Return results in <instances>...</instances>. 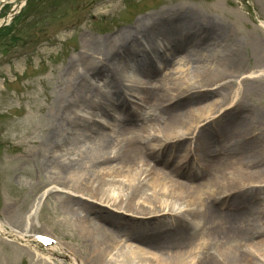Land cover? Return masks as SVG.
I'll use <instances>...</instances> for the list:
<instances>
[{
	"label": "bare ground",
	"instance_id": "6f19581e",
	"mask_svg": "<svg viewBox=\"0 0 264 264\" xmlns=\"http://www.w3.org/2000/svg\"><path fill=\"white\" fill-rule=\"evenodd\" d=\"M169 14L142 17L104 39L85 35L45 115L27 120L30 125L14 124L20 151L13 167L21 177L33 176L24 168L32 161L30 184L44 186L35 189L28 210L9 206L15 245L28 253L30 264H50L56 257L21 245L30 234L42 235L32 223L51 197L64 224L85 241L88 256L79 262L69 247L38 240L63 253L59 262L264 264V196H251L264 191V121L243 105L247 94L241 89L251 80L261 87L250 95L263 90L264 68L232 80L245 66L239 52L244 42L233 47L222 36L214 38L215 26L202 25L192 4ZM218 29L227 33L230 27L221 23ZM201 37L212 40L209 49L193 45ZM191 48L197 50L194 60L184 56ZM223 136L235 139L230 148L240 157L208 159L206 149ZM194 156L202 158L205 172L185 175L194 170ZM232 160L237 165L220 172ZM208 172L221 178L210 184ZM0 235H6L2 225Z\"/></svg>",
	"mask_w": 264,
	"mask_h": 264
},
{
	"label": "rangeland",
	"instance_id": "374dc122",
	"mask_svg": "<svg viewBox=\"0 0 264 264\" xmlns=\"http://www.w3.org/2000/svg\"><path fill=\"white\" fill-rule=\"evenodd\" d=\"M110 1L0 0V225L6 229L17 228L12 221L15 215L11 213L9 206L17 212L28 210L35 198V189L39 188L40 191L41 186L44 188L43 185L35 187L30 184L32 177H35V166L32 161L24 168L26 170L31 168L33 176L21 177L13 167V161L19 155L16 153L19 149L14 147L17 136L13 126L19 122L30 125L27 120L45 115L54 97L53 93L64 88V84L59 87L56 84L66 81L64 67L72 56L78 55L82 50L85 35L104 39L113 36L119 30L130 28L142 17L159 12L166 13L165 17L169 16L170 19L172 16L169 14L170 9L192 4L204 18L202 25L212 22L211 24L215 26L214 38L222 36V42L233 47L236 40L244 42L243 49L239 52L245 66L233 74L232 80L240 77L242 81L241 75L245 72L264 68V51L260 50L264 47L262 25L264 0H120L114 7L110 5ZM21 5L11 21L4 23L8 20L11 10ZM221 23L230 27L227 33L218 29ZM195 39L193 45L201 48L209 49L206 46L213 43L212 40L208 41L203 37ZM193 49H187L184 56L194 60ZM194 51L197 52L195 49ZM126 59L128 62L129 58ZM243 84L242 92L247 94L243 99V105L249 106L255 114L260 113V118L264 121V89L250 95L252 89H257L258 85L261 87V84L251 80H244ZM241 96L240 94V98ZM38 106L43 108V111H39ZM235 115L244 118L241 113ZM35 128L32 127L34 131L32 136L36 138L39 136V130L38 127ZM106 131H110L109 126L106 127ZM224 140L212 141V145L205 151L207 155L215 156L219 152L221 154V150L229 149L228 145H233L235 141L234 139L229 144L226 139ZM237 157L240 155L231 158ZM211 158L218 159V157L209 159ZM175 159L171 162L174 167L177 164H174ZM235 163V160H232L231 164L220 168V172L236 166ZM203 165L202 158L195 161L196 167L202 168ZM26 173L20 174L28 176ZM210 174L212 172L205 176L210 184L221 178V174H212L213 177ZM185 175L191 174L187 171ZM179 179L182 180V177ZM199 181L200 179L197 182ZM262 195L264 196V191L261 188L254 192V197ZM50 199L43 201L37 218L32 223L34 231L54 237L53 240L58 246L69 247L67 249L75 251L74 256L79 262L84 261L88 257L84 247L85 241L72 234L71 227L64 224L62 209L57 202ZM261 236L264 237V231ZM18 248L0 235V264H30L28 253L23 249L26 253H22ZM41 251L51 252L56 256L50 264H69L66 259L60 262L57 260V257L64 258L58 249L49 251V248H43Z\"/></svg>",
	"mask_w": 264,
	"mask_h": 264
}]
</instances>
